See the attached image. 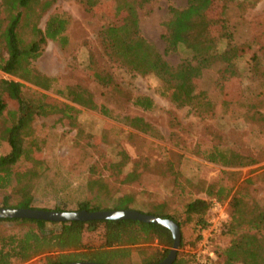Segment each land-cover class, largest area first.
<instances>
[{"label": "rangeland", "instance_id": "1", "mask_svg": "<svg viewBox=\"0 0 264 264\" xmlns=\"http://www.w3.org/2000/svg\"><path fill=\"white\" fill-rule=\"evenodd\" d=\"M186 5L187 0H155L138 11L142 36L172 67L193 58L186 45L166 53L162 40L163 24L171 17L170 8L183 9ZM206 7L208 16L225 17L233 44L241 48L238 65L241 74L237 81H229L225 87L229 96L224 97L220 66H212L195 82L210 104L202 107V99L194 95L193 106L179 109L166 99L155 77L139 76L109 63L99 34L112 17L111 0H103L92 10L79 0L57 1L51 13H64L68 17L67 45L48 41L42 56L33 64L40 74L55 80L51 89L41 91L2 74L0 79L22 84L25 96L44 94L62 102L67 101L60 92L79 86L92 92L98 109L77 107L80 113L70 118L56 115L35 120L34 128L41 144L35 156L43 161L44 171L31 193L33 208L77 212L80 204L88 203L100 209L94 212L113 211L114 202L128 196L133 200L129 210L147 215L154 208L164 206L166 212L176 214L183 222L187 203L202 199L211 204L215 200L207 194H214L219 187L247 195L264 206V0H208ZM46 17L41 21V28ZM90 55L101 68L112 73V79L125 93L150 97L155 103L154 111L132 107L130 103H123L121 97L118 101L121 102L115 103L89 77ZM252 56L258 65L249 70L247 61ZM8 102V122L0 118V133L16 119L17 105L10 99ZM133 118L142 119L149 130L141 132L130 127L129 121ZM216 144L255 163L224 168L205 161L197 153L200 147L211 149ZM6 151V145L0 142V156ZM129 174L132 177L126 179ZM4 199L9 204L18 200L14 194H0V208ZM216 202L225 207L229 216L227 202ZM209 207L207 223L211 218ZM224 224L203 252L200 242L207 225L199 231L193 223L183 224L184 246L177 252L189 264L219 263L217 252L231 240L221 231ZM4 227L11 232L19 229L17 225ZM85 240L97 247L102 242L101 232L87 233ZM153 249V245L135 247L117 264H143ZM25 264H46V261L36 258Z\"/></svg>", "mask_w": 264, "mask_h": 264}, {"label": "trees", "instance_id": "2", "mask_svg": "<svg viewBox=\"0 0 264 264\" xmlns=\"http://www.w3.org/2000/svg\"><path fill=\"white\" fill-rule=\"evenodd\" d=\"M57 1L0 0V74L29 83L41 91L51 89L55 80L40 74L33 64L42 56L48 41L67 45L69 19L64 13H51ZM102 1L79 0V3L92 10ZM153 1L111 0L112 17L99 34L109 63L139 76L155 77L166 99L179 109L193 106L194 95L202 99V107L210 104L205 94L196 88L195 82L201 78L202 72L219 65L221 92L228 97L225 87L230 80L237 81L241 74L238 70L241 48L233 44L225 17L208 16V0H187L183 9L170 8L171 17L163 24L165 52H175L186 45L193 53L191 60L172 67L141 34L138 11ZM45 16L46 21L41 28ZM255 59L252 56L247 61L249 70L257 67ZM87 72L101 90L115 99V103L119 104L121 97L123 103H130L132 107L144 112L154 111L155 103L150 97L125 93L112 79V73L101 68L93 55H90ZM22 88V84L0 79V118L8 122V99L17 105L16 119L0 133V142H4L7 148L0 156V194L11 193L18 199L15 204L4 199L1 208L35 209L31 205V193L44 171L43 161L36 157L41 144L34 128L35 120L56 115L70 118L80 113L77 107L98 109L92 92L79 86H70L60 92L59 95L67 102L44 94L25 96ZM100 109L105 113L103 108ZM129 125L141 132L149 130L140 118L131 119ZM197 153L205 161L224 168H240L255 163L234 150L221 149L217 144L211 149L200 147ZM23 164L26 166L21 167ZM131 177L129 174L126 179ZM207 196L227 202L229 218L221 231L231 239L227 247L217 252L219 263L211 264H264V206L225 187H219L214 194L208 193ZM132 203L130 197L124 196L114 202L111 210H129ZM209 204L202 199L187 203L183 222L177 219L176 214L166 212L164 206L154 208V212L147 215L177 224L181 234L179 249H182L183 224L193 223L196 229L203 230L207 225ZM97 210L100 209L90 207L88 203H82L78 208V211L87 212ZM56 211L63 212L60 209ZM5 224L17 225L19 229L11 232L4 227ZM97 231L101 232L102 242L93 247L86 243L85 235ZM199 240L200 235L197 237ZM146 245H153L154 249L143 264H159L172 249L173 238L166 228L131 220L65 223L0 220V264H25L36 258H43L46 264H117L129 256L131 249ZM189 263L177 252L172 264Z\"/></svg>", "mask_w": 264, "mask_h": 264}, {"label": "water", "instance_id": "3", "mask_svg": "<svg viewBox=\"0 0 264 264\" xmlns=\"http://www.w3.org/2000/svg\"><path fill=\"white\" fill-rule=\"evenodd\" d=\"M19 219V220H40L51 223L65 222H90V221H138L154 224L166 228L170 231L173 238V247L166 258L159 264H172L175 261L176 253L180 246V229L171 220H164L141 214L132 210L123 211H98V212H58L36 209H10L0 208V220ZM70 264H94V263H70Z\"/></svg>", "mask_w": 264, "mask_h": 264}, {"label": "built area", "instance_id": "4", "mask_svg": "<svg viewBox=\"0 0 264 264\" xmlns=\"http://www.w3.org/2000/svg\"><path fill=\"white\" fill-rule=\"evenodd\" d=\"M209 209L211 218L208 220L207 227L202 234V239L200 242L201 252H203L210 244V239L213 237V235L220 233L222 224L228 219L226 209L220 203L212 201Z\"/></svg>", "mask_w": 264, "mask_h": 264}]
</instances>
